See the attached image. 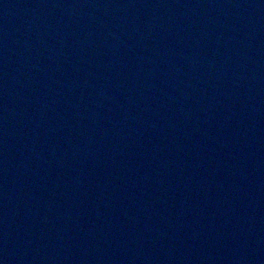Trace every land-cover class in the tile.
I'll return each mask as SVG.
<instances>
[{"label": "water", "instance_id": "obj_1", "mask_svg": "<svg viewBox=\"0 0 264 264\" xmlns=\"http://www.w3.org/2000/svg\"><path fill=\"white\" fill-rule=\"evenodd\" d=\"M0 264H264V0H0Z\"/></svg>", "mask_w": 264, "mask_h": 264}]
</instances>
